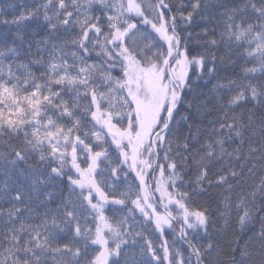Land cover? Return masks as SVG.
<instances>
[{
  "label": "snow or ice",
  "instance_id": "1",
  "mask_svg": "<svg viewBox=\"0 0 264 264\" xmlns=\"http://www.w3.org/2000/svg\"><path fill=\"white\" fill-rule=\"evenodd\" d=\"M0 264H264V0H0Z\"/></svg>",
  "mask_w": 264,
  "mask_h": 264
}]
</instances>
